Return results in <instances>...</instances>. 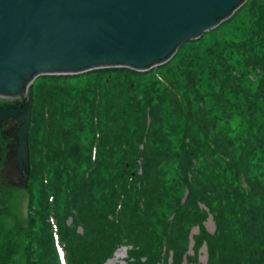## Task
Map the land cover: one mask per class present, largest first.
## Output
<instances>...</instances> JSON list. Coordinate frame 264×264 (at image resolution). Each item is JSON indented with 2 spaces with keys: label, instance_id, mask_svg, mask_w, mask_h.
I'll return each instance as SVG.
<instances>
[{
  "label": "trees",
  "instance_id": "1",
  "mask_svg": "<svg viewBox=\"0 0 264 264\" xmlns=\"http://www.w3.org/2000/svg\"><path fill=\"white\" fill-rule=\"evenodd\" d=\"M214 29L146 72L36 78L29 212L15 219L0 182V264L21 249L23 264H104L123 247L117 264L196 263L202 246L206 264H264V0Z\"/></svg>",
  "mask_w": 264,
  "mask_h": 264
},
{
  "label": "water",
  "instance_id": "2",
  "mask_svg": "<svg viewBox=\"0 0 264 264\" xmlns=\"http://www.w3.org/2000/svg\"><path fill=\"white\" fill-rule=\"evenodd\" d=\"M247 0H0V127L15 130L16 161L30 177L33 81L102 68L146 72L221 24Z\"/></svg>",
  "mask_w": 264,
  "mask_h": 264
},
{
  "label": "rangeland",
  "instance_id": "3",
  "mask_svg": "<svg viewBox=\"0 0 264 264\" xmlns=\"http://www.w3.org/2000/svg\"><path fill=\"white\" fill-rule=\"evenodd\" d=\"M216 32L217 31L213 28L205 32L202 36V39L195 40V41H187V42H184L183 44L192 42L193 44H195L194 45L195 49H200L203 46H205L208 42H210L211 38L216 34ZM95 73L96 72H93V71L82 73L76 76L77 81L84 82L86 80H92L94 78ZM34 81H36V79H34ZM33 87H34V83H33ZM14 159H15L14 152L11 154L10 153L6 154V157L0 167V182L6 184L10 188V192H11L10 193V198H11L10 210H11L12 215L15 217L17 221L24 222L26 221V218L29 212L28 210L29 194H28V190L26 187L28 184L27 182L26 183L24 182L22 173L20 169L18 168L17 164L15 163ZM13 223H14V218L8 217L4 219L3 226L10 227L13 225ZM205 227L210 233L214 231V222L211 217H209L207 221L205 222ZM197 232H198L197 227H193L190 232L189 245H188V250H187L188 255L193 254L192 235L197 234ZM21 245H22V242H21ZM117 251H121V256L118 259L113 261L115 257V254H114V256L108 259L104 264H107V263L117 264V263L122 262V260L126 256L125 248L124 247L120 248ZM22 255H23V251L21 249L19 250V252H17V256H16V260L19 262V264H23ZM206 262H207V250L205 246H202L199 249L198 259L196 263H188L184 260L182 264H206Z\"/></svg>",
  "mask_w": 264,
  "mask_h": 264
},
{
  "label": "flooded vegetation",
  "instance_id": "4",
  "mask_svg": "<svg viewBox=\"0 0 264 264\" xmlns=\"http://www.w3.org/2000/svg\"><path fill=\"white\" fill-rule=\"evenodd\" d=\"M27 93L22 96V98L18 97H11V96H3L0 95V105L6 104V103H16V101L21 100L22 102H25L27 100ZM19 126V122L15 119H9L3 125L0 127V167L6 157L7 153H13L15 157V163L18 166V163L16 161V143H15V130ZM20 169V167L18 166ZM21 171V169H20ZM24 182L25 177L23 175V172L21 171ZM28 184V182H27ZM28 186V185H27ZM26 186V187H27Z\"/></svg>",
  "mask_w": 264,
  "mask_h": 264
},
{
  "label": "bare ground",
  "instance_id": "5",
  "mask_svg": "<svg viewBox=\"0 0 264 264\" xmlns=\"http://www.w3.org/2000/svg\"><path fill=\"white\" fill-rule=\"evenodd\" d=\"M28 181H29V180H28ZM120 256H121V251H117V252L115 253V257H114L113 261L116 260V259H118ZM107 264H108V263H107Z\"/></svg>",
  "mask_w": 264,
  "mask_h": 264
}]
</instances>
